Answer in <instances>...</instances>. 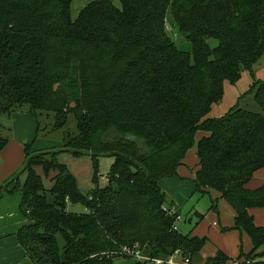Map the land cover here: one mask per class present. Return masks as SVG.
I'll return each instance as SVG.
<instances>
[{
    "label": "trees",
    "instance_id": "16d2710c",
    "mask_svg": "<svg viewBox=\"0 0 264 264\" xmlns=\"http://www.w3.org/2000/svg\"><path fill=\"white\" fill-rule=\"evenodd\" d=\"M119 1H93L73 19L74 0H0V117L26 112L53 119L55 130L71 115L77 123L61 148H25L26 179L14 190L28 220L17 233L26 260L116 264L128 248L161 259L181 251L191 264H264V227L252 214L264 210V185L248 187L264 169V80L252 87L259 112L210 117L225 83L264 55V0ZM9 143L0 134V157ZM195 145L193 183L234 211L235 230L252 241L243 261L217 249L199 262L209 239L173 230L181 211L162 182ZM63 153L91 156L93 188L81 189ZM108 155L115 164L100 187L99 158ZM42 174H54L51 185ZM17 175L0 184V199ZM77 205L86 212L69 210Z\"/></svg>",
    "mask_w": 264,
    "mask_h": 264
},
{
    "label": "rangeland",
    "instance_id": "374dc122",
    "mask_svg": "<svg viewBox=\"0 0 264 264\" xmlns=\"http://www.w3.org/2000/svg\"><path fill=\"white\" fill-rule=\"evenodd\" d=\"M96 0H74L72 4V17L76 19L80 11L89 3ZM115 5L120 6L119 0H112ZM171 30V29H170ZM177 45L188 52H191V46L186 40L181 37L176 38ZM211 46L217 45L216 41H210ZM264 80V55L261 60L254 65L252 71H243L239 82L231 84L225 83V92L223 101L220 104L214 105L210 117L224 116L232 107L246 109L250 112H259V107L255 101V92L252 90L253 85ZM26 113V112H18ZM14 115V114H13ZM12 115V116H13ZM35 117V116H34ZM37 131L35 139L38 141V150L58 149L63 146L64 137L66 134L77 133V123L74 115H71L69 122L64 129H53V119L46 117L37 118ZM0 123L4 129L0 134L7 137L10 141L14 138V129L12 127L11 119L6 116L0 117ZM196 141H198V136ZM61 163L66 164L74 176L78 179L79 185L83 191H88L94 187L93 175L94 166L90 155H84L80 158H75L70 153H63L60 155ZM198 163L196 145L188 152L185 163L180 167L178 175L173 178L165 179L162 182V187L165 190L168 202L175 204L181 211L182 221L178 222L179 230L184 234H189L195 228L196 233L204 234L209 239L210 253H203L200 256L199 262H205L218 247L226 251L234 260H244L246 255L252 251V241L248 234L235 230L234 228V213L226 201L217 199V195L211 192H199L193 183L194 169ZM115 164V157L112 155L102 156L99 158V186L105 187L107 177L110 176L113 165ZM22 167L18 169V177L16 179V187L22 186L26 179V174H20ZM43 179L47 186L51 185L52 174L48 178L43 175ZM13 192H19L17 189ZM218 200L217 210L213 209V201ZM71 212L85 213L86 209L82 205L69 207ZM203 216L204 220L197 226L199 217ZM214 222H220L221 226L218 229H212L210 226ZM261 224V223H260ZM264 224V221H263ZM207 227L210 231H207ZM194 229V230H195ZM16 241V239H15ZM14 243V238H8L1 241L0 252L8 255L14 249L11 245ZM0 262L8 264L11 256L4 257L0 253ZM6 258V260H5ZM116 264H137L134 259L118 257L115 259ZM26 264H31L26 260Z\"/></svg>",
    "mask_w": 264,
    "mask_h": 264
},
{
    "label": "crops",
    "instance_id": "0c3cea01",
    "mask_svg": "<svg viewBox=\"0 0 264 264\" xmlns=\"http://www.w3.org/2000/svg\"><path fill=\"white\" fill-rule=\"evenodd\" d=\"M12 123L14 138L10 141L0 157V184H3L6 180L10 179L18 172V169L23 166L26 146H30L33 151H38V141L35 139L37 131L36 118L29 113H15L12 116ZM201 135L202 134H200L198 138H200ZM15 183L16 182L8 186L9 192H5L3 197L0 199V243L8 238H14V243L11 244L14 245V249H12L8 255L2 252L0 253L6 258L7 256H11L8 264H26V253L18 242L17 233L20 228L28 224V220L24 217L20 209L22 202L21 192H13L16 187ZM263 185L264 169L255 174L248 187L254 190L262 187ZM252 214L254 215L255 223L258 226L264 227V210H254ZM219 226H221L220 222H214L210 228L218 229L220 228ZM210 228L207 227V231H210ZM192 235L199 236L200 238L207 237L210 239V237L204 234V231L199 234L196 233V229L193 231ZM218 249L220 248L218 247ZM222 251L230 257L226 251ZM0 264L6 263L0 262Z\"/></svg>",
    "mask_w": 264,
    "mask_h": 264
},
{
    "label": "built area",
    "instance_id": "2783aa9c",
    "mask_svg": "<svg viewBox=\"0 0 264 264\" xmlns=\"http://www.w3.org/2000/svg\"><path fill=\"white\" fill-rule=\"evenodd\" d=\"M170 214L177 213V209L173 207L171 210H168ZM182 218L181 215H179L176 218V222L173 225L174 231H179L178 222H181ZM122 253L131 258L134 259L137 264H191L189 258H185L183 253L181 251H176L170 258L168 259H161V258H151L147 256H143L137 249H128L125 248L122 250Z\"/></svg>",
    "mask_w": 264,
    "mask_h": 264
}]
</instances>
